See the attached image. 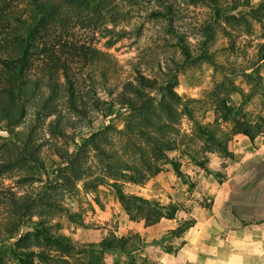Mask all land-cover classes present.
Listing matches in <instances>:
<instances>
[{
    "label": "rangeland",
    "instance_id": "obj_1",
    "mask_svg": "<svg viewBox=\"0 0 264 264\" xmlns=\"http://www.w3.org/2000/svg\"><path fill=\"white\" fill-rule=\"evenodd\" d=\"M260 1L239 0L242 7L230 15L249 13ZM231 2L233 0H169L175 15L173 24L168 26L165 20L153 18V13L160 9L155 0H119L115 15L108 18L97 32L81 30L76 33L79 40L93 42L97 50L109 55L117 65L111 68L103 64L83 72L84 78L94 76L98 97L103 100L108 99L103 87V70H107L108 86L115 90L116 95L125 83H136L137 73L155 81L157 87L146 90V93L158 111L166 88L176 82L173 91L179 99L172 103L179 122L162 134L144 127L155 138L175 142V151L157 158L139 132H127V123L134 118L132 112L124 107L91 114L89 120L79 122L82 129H67L65 137L48 134L47 124L52 118L40 130V158L45 170L36 169L34 182H23L18 173L5 175L0 179V193L33 199L50 193L47 185L54 183L65 167L57 156V147L74 153L91 136L102 135L109 139L108 149L117 152L126 162L137 165L145 177L140 185L120 181L124 192L162 205L175 204L179 207L176 218L164 219L155 231L144 232L150 227H146L143 221H131L110 188L100 186L96 192L86 193L80 183L71 194L60 188L51 191L54 201L68 207L80 218L73 223L64 213L56 211L49 224L50 232L66 235L78 248L98 244L110 235L131 237L125 253L105 254L102 264H159L150 258L152 252L146 253L145 250L148 246H155L153 251H157L156 243L162 239L161 245L157 246L164 252L178 251L183 242L181 234L174 231L188 221H195L193 227L211 222L216 206L220 205L217 198L224 176L215 169L214 163H219L220 157L226 160L234 158L230 152L232 143L238 147L244 144L238 139L243 135H237L228 146L231 157L220 151L209 152L197 133L196 122L217 124L219 130L230 131L232 122L223 114L222 108L226 103L243 110L249 122H260L264 127L263 24L249 17L252 35H245L241 28L230 29L223 20H217L215 8L219 6L222 11L228 10ZM170 29L184 38L192 57L199 59L195 64L185 63L177 46L178 39L170 34ZM3 33L0 26V36ZM209 35L212 39L208 41ZM63 114L70 119L65 107ZM73 119L78 121L76 117ZM29 120L15 128V136H10L6 125H0V136L12 140L21 138L28 130ZM138 126H141L139 119ZM247 142L251 144L248 151L252 152L253 147L264 144V133L255 142L249 139ZM89 162L95 173L100 174L101 165L93 151ZM172 163L180 165L182 176L177 175ZM6 209L0 207V264H18L11 250L21 236L34 231L39 219H26L20 231L11 237L3 228L8 215ZM93 249L98 252L97 248ZM36 264L43 263L36 260ZM245 264H264V260L252 258Z\"/></svg>",
    "mask_w": 264,
    "mask_h": 264
},
{
    "label": "trees",
    "instance_id": "obj_2",
    "mask_svg": "<svg viewBox=\"0 0 264 264\" xmlns=\"http://www.w3.org/2000/svg\"><path fill=\"white\" fill-rule=\"evenodd\" d=\"M118 1L0 0V26L4 31L0 36V125H6L10 136H15V128L30 119L28 130L21 138L12 140L0 136V179L7 174L18 173L23 182H34L36 169L45 170L40 158L39 140L40 130L49 119L54 118L47 124L48 134L65 137L67 129H82L83 125L79 127V122L89 120L91 114L111 112L117 106L132 112L134 121H128L127 132H139L151 145L157 158L176 150L175 142L155 138L144 128H152L162 134L179 122L172 103L179 99L173 91L176 82L166 88L158 111L146 93V90L155 89L157 84L141 74L137 73L136 83H125L116 95L115 90L108 86L107 70H103L107 100L98 97L94 76L83 77L85 70L95 66H117L109 55L97 50L93 42L79 40L76 33L81 30L97 32L108 18L115 15ZM155 1L160 9L153 13V18L163 19L171 26L175 15L173 5L169 0ZM241 7L239 0H233L228 10L222 11L217 6L215 16L230 29L241 28L245 35L253 34L249 17L262 23L264 31V0L249 13L230 15ZM225 32L229 34L227 30ZM170 34L178 39L177 46L185 63L195 64L199 59L192 57L184 38L171 29ZM207 39L209 41L212 37L209 35ZM64 107L70 119L63 114ZM222 108L223 114L232 122L230 131L219 130L217 124L197 122L196 128L206 150L220 151L231 157L228 146L235 136L243 135L253 143L264 133V127L260 122H249L243 110L226 103ZM75 117L78 121L73 119ZM162 117H165L164 121ZM138 119L141 126H138ZM108 144L107 137L93 135L74 153L57 147V156L65 167L57 180L47 185L48 192L60 188L71 194L80 183L86 193L96 192L100 186L108 187L131 221H143L146 227H152L164 219H175L179 212L177 205H162L124 192L120 181L140 185L145 177L137 165L126 162L117 152L108 149ZM92 151L101 165L98 175L89 165ZM172 165L177 175L182 176L180 165ZM50 193L36 199L0 193V207H7L8 214L3 228L9 236L16 235L26 219H39L34 231L21 236L11 250L18 264H36V260L43 264H102L105 254L127 251L131 237L110 235L98 244L78 248L66 235L50 232L49 224L56 211L64 213L73 223L80 218L68 207L54 201ZM194 225L195 221L185 222L174 232L183 234ZM162 242L163 239L156 244L161 245ZM93 248H97L98 252Z\"/></svg>",
    "mask_w": 264,
    "mask_h": 264
},
{
    "label": "crops",
    "instance_id": "obj_3",
    "mask_svg": "<svg viewBox=\"0 0 264 264\" xmlns=\"http://www.w3.org/2000/svg\"><path fill=\"white\" fill-rule=\"evenodd\" d=\"M238 139L244 144L230 145L234 158L220 157L219 163H214L224 179L217 198L220 205L211 222L197 224L181 234L183 243L176 252H164L157 245L159 249L153 251L155 246H148L145 251L154 254L151 259L159 264H245L252 258L264 260V144L251 152L248 138ZM164 221L144 232L155 231Z\"/></svg>",
    "mask_w": 264,
    "mask_h": 264
}]
</instances>
